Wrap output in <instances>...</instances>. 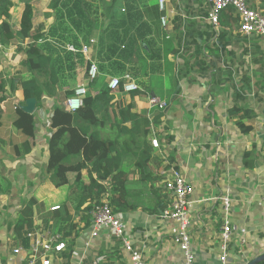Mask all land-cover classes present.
Masks as SVG:
<instances>
[{
  "label": "crops",
  "instance_id": "1",
  "mask_svg": "<svg viewBox=\"0 0 264 264\" xmlns=\"http://www.w3.org/2000/svg\"><path fill=\"white\" fill-rule=\"evenodd\" d=\"M40 1L46 3V7L37 14L32 0L34 35L20 43L21 50L18 45L8 47L0 43V73L6 81L5 89L0 90V100L3 99L0 101V179H4L0 181V264H27L30 241L26 246L16 239L13 224L23 204L31 198L37 200L34 206L36 229L55 232L56 221L51 213L55 206H63L73 213L79 230L71 264H131L119 240L110 241L103 234L92 238V223L85 225L80 215L74 214V202L69 195L75 186V174L69 175L71 187H56L45 173L53 108L65 105L69 97L67 89L89 82L85 56L74 70L66 73L57 96H44L40 107L35 103L36 145L28 154L22 153L26 137L13 123L17 107L24 108L28 101L21 84L16 90H10L11 81L18 84L21 78L30 76L23 64L28 43L36 40L47 52L63 56L74 51L70 47H75L77 39L82 45L91 39L98 43L101 30L111 21L118 24L128 11L135 15L137 23H149L147 38L152 39L160 51L168 53L171 64L166 68L164 60L149 58V66L159 67L155 72L145 73L139 68L138 76L131 74L138 84L144 81L146 85L143 87L147 95L134 99L139 112H147L152 117L160 111L149 108V98L154 95L161 96L168 104L165 116L152 126L149 136V141L157 136L160 147L153 146L152 160L145 170L147 176L144 178L136 168L132 153L123 157L122 169L128 173L130 208L119 214L127 222L134 245L144 250L148 264H183L182 254L173 241L174 224L162 213L170 196L159 172L165 164L173 162L195 186L196 223L192 239L196 264L219 263V232L224 218L220 196L227 192L231 193L233 201L230 264H247L264 255V39L241 34L238 22L234 26H224L222 22L214 26L208 19L207 0H167V11L163 14L157 0H103L105 2L95 3L99 14L87 15L94 17L91 20L79 22L77 17H72L78 27L67 17L73 0H60L65 18L59 12L58 19V12L51 6L57 0ZM248 1L253 8L264 11V0ZM14 2L15 7L8 16L18 27L24 0ZM162 15L168 16L167 25L162 24ZM120 32L123 36L124 30ZM96 46L91 45L92 57L99 69L101 60ZM75 58L78 61V57ZM110 79L99 84L95 91L108 88ZM117 98L123 103L131 101L130 94L124 91L117 92ZM235 109L239 112L232 115L230 111ZM241 116L252 126L247 134L236 124ZM127 125L132 127L131 123ZM163 129H166L164 136ZM102 132L121 140L129 138L127 133L119 135L109 126ZM168 136L173 137L170 143L166 141ZM245 151L251 152L247 156L251 166L244 162ZM38 213L45 214L38 218ZM44 218L49 219L47 225ZM242 227L249 232L246 244L240 243ZM88 241L90 246L86 248ZM16 247L21 248L19 253H14ZM55 259V264H63V257Z\"/></svg>",
  "mask_w": 264,
  "mask_h": 264
},
{
  "label": "trees",
  "instance_id": "2",
  "mask_svg": "<svg viewBox=\"0 0 264 264\" xmlns=\"http://www.w3.org/2000/svg\"><path fill=\"white\" fill-rule=\"evenodd\" d=\"M98 2L105 1L73 0L71 8L67 10V17L78 27L79 24L72 17H77L79 22L91 20L94 17L87 15L99 14V8L95 4ZM59 5L60 0L52 2V6L57 8V19L59 12L65 18ZM14 7V0H0V19H2L0 43L8 47L18 45V49L21 50L20 43L34 35L35 11L32 0H24L21 21L16 27L8 16ZM220 19L224 26H234L237 22L232 7L223 11ZM118 22L116 24L111 21L109 26L100 32L96 46L101 60L100 74L85 85L87 92L82 98V105L74 111L68 109L66 103L63 106H55L50 117L52 132L48 141L49 158L45 173L56 187L66 185L71 187L69 175L75 174V186L71 188L69 199L74 202L72 208L74 214L80 215V221H85V225L91 223L95 206L106 196L116 213L130 208L127 202L128 173L122 169L123 157L127 153H132L136 159V168L144 178L147 176L145 170L152 160L153 145L149 141L152 126L159 124L167 112L163 109L152 117L147 112H139L135 107L134 99L147 95L146 89L139 84L138 89L129 93L131 101L128 103L119 101L117 93L108 88L95 91L108 75H119L121 78L119 92H123L125 83L133 79L131 74L136 76L140 74L139 68L145 73L148 70L155 72L156 68H159L153 64L149 66L147 63L149 58L164 60L166 68L171 66L168 53L160 51L155 47L153 40L147 38L150 29L147 21L137 23L135 15L128 11L127 15ZM94 27L98 28V25ZM121 29L124 30L123 36ZM74 45L79 50L82 42L77 39ZM26 56L23 64L30 76L21 78L18 84L11 81L10 90H16L21 84L25 100L35 99L37 107L43 104L44 96H57L58 88L65 83L66 73L74 70L77 62L85 60L80 51H69L63 56H55L47 52L36 40L26 45ZM75 57H78V61ZM69 61L72 63L68 64ZM86 64L88 73L90 65L87 62ZM5 84L4 76L0 73L1 91L5 89ZM74 92L75 89H67L66 95L70 97ZM230 112L236 115L239 110ZM244 117H238L236 124L243 133L247 134L252 130V126L245 123ZM13 123L26 137L22 143V153L32 152L36 145L35 113L17 107V117ZM127 123H131L132 127ZM107 126L110 130L117 131L119 135L127 133L129 138L121 140L119 137L104 135L102 131ZM172 140V136L166 138L168 143ZM250 154L251 152L245 151L244 162L248 166L252 165L247 161V156ZM1 186L0 184V188ZM36 203L37 200L31 198L23 204L13 224L16 239L22 240L26 246L29 244L27 234L37 227L34 208ZM165 208L163 207L162 210ZM51 213L56 221V230L62 231L63 237L68 238L67 249L60 253L65 261L63 264H71L79 223L74 222L73 213L63 206H59ZM43 221L46 225L49 223L48 218H44ZM257 264H264V260Z\"/></svg>",
  "mask_w": 264,
  "mask_h": 264
},
{
  "label": "built area",
  "instance_id": "3",
  "mask_svg": "<svg viewBox=\"0 0 264 264\" xmlns=\"http://www.w3.org/2000/svg\"><path fill=\"white\" fill-rule=\"evenodd\" d=\"M159 10L162 13L167 11V0H157ZM210 5L209 21L214 26H220L221 13L230 7L234 9L237 17L238 30L245 36L256 35L264 39V11L253 8L248 0H207ZM161 22L163 25L168 24V16L162 15ZM97 40L91 39L89 43H85L77 50L71 46L70 49L80 51L84 54L88 64L90 65L88 76L89 80H94L99 75L97 62L92 57L91 45H96ZM121 79L117 76L111 77L108 89L113 92H119ZM139 88V85L133 79L126 82L124 92L130 93ZM87 92L85 85L75 89L72 96L67 99L68 109L74 111L83 103V96ZM149 108H157L158 110L166 109L167 101L161 96H151L149 98ZM151 144L159 148L160 141L157 136L151 138ZM160 177L163 180L165 191L170 196L167 207L163 210V216L171 220L175 227L173 241L178 246L183 264H196L197 255L193 245L192 230L196 223L193 214L195 193L194 184L182 172V169L176 163L168 162L160 169ZM223 205L224 218L219 232V263L230 264L232 262L231 244L233 239L234 227L231 221V210L233 201L231 193L227 192L220 196ZM55 206L52 210L58 209ZM92 232L91 237L97 238L104 235L106 239L113 241L119 240L125 251L129 254L131 264H148L144 250L136 247L132 236L128 233L127 222L116 213L110 205L107 197H104L100 204L95 206L92 212ZM248 230L242 227L239 231L240 243L246 244L248 241ZM30 241V249L27 264H53L56 257L67 249V239L63 237L61 232L46 231L35 229L27 234ZM90 242L85 243V247L89 248ZM21 248L13 249L14 253H19ZM75 254V252H74ZM61 257V256H60ZM62 258V257H61ZM63 261L62 263H64Z\"/></svg>",
  "mask_w": 264,
  "mask_h": 264
},
{
  "label": "rangeland",
  "instance_id": "4",
  "mask_svg": "<svg viewBox=\"0 0 264 264\" xmlns=\"http://www.w3.org/2000/svg\"><path fill=\"white\" fill-rule=\"evenodd\" d=\"M49 1H50V0H49ZM34 2H35L34 4H35V7H36V13L39 14V13H40L41 11H43V9L46 7V3H43V2L40 1V0H37V1L34 0ZM48 3H49V2H48ZM51 6H52V3H51ZM52 8H54L55 11H56V9H57V8H55V6H54V7L52 6ZM16 10H17V12L19 11V9H16ZM16 10H15V13H17ZM106 76H107V75H106ZM106 76H105V77H106ZM115 76H117V77L120 78L119 75H115ZM111 77H113V76H109V75H108L105 79H103V80L101 81V83L104 82V81L106 82V81L109 80V78H111ZM120 79H121V78H120ZM138 82H139V84H140L141 86L146 87L144 81H138ZM101 83H100V84H101ZM73 85H74V86H79L80 84H78V83H77V84H76V83H73ZM156 110H157V108H156ZM162 128H163V127H162ZM166 128H167V127H166ZM165 131H166V129H163V130H162V134H163V136H164V132H165ZM116 132H117V131H115V133H116ZM106 197H107V196H106ZM51 211H52V210H51ZM44 214H45V213H42V214H41V213H38L37 216H38V218H42V216H44ZM53 231H58V230L54 229ZM55 263H56V262L54 261V264H55Z\"/></svg>",
  "mask_w": 264,
  "mask_h": 264
},
{
  "label": "water",
  "instance_id": "5",
  "mask_svg": "<svg viewBox=\"0 0 264 264\" xmlns=\"http://www.w3.org/2000/svg\"><path fill=\"white\" fill-rule=\"evenodd\" d=\"M27 101H28L27 105L23 109L27 112H33V110L35 108L36 100L35 99H28ZM263 260H264V255H261L259 257L254 258L253 260H251L247 264H257Z\"/></svg>",
  "mask_w": 264,
  "mask_h": 264
}]
</instances>
